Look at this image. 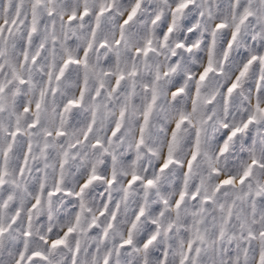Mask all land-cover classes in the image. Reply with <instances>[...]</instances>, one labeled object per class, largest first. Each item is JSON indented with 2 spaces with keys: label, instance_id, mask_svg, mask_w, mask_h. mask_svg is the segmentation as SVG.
I'll use <instances>...</instances> for the list:
<instances>
[{
  "label": "clouds",
  "instance_id": "obj_1",
  "mask_svg": "<svg viewBox=\"0 0 264 264\" xmlns=\"http://www.w3.org/2000/svg\"><path fill=\"white\" fill-rule=\"evenodd\" d=\"M0 264H264V0H0Z\"/></svg>",
  "mask_w": 264,
  "mask_h": 264
},
{
  "label": "snow or ice",
  "instance_id": "obj_2",
  "mask_svg": "<svg viewBox=\"0 0 264 264\" xmlns=\"http://www.w3.org/2000/svg\"><path fill=\"white\" fill-rule=\"evenodd\" d=\"M165 167H167V164H165ZM226 183H230V181L226 182ZM151 185V181L149 182V186Z\"/></svg>",
  "mask_w": 264,
  "mask_h": 264
}]
</instances>
